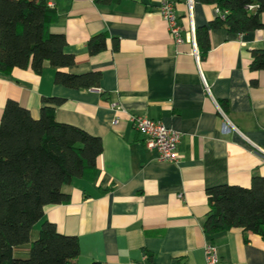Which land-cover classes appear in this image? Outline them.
I'll return each instance as SVG.
<instances>
[{
    "label": "crops",
    "instance_id": "0c3cea01",
    "mask_svg": "<svg viewBox=\"0 0 264 264\" xmlns=\"http://www.w3.org/2000/svg\"><path fill=\"white\" fill-rule=\"evenodd\" d=\"M161 1L48 0L49 30L64 35V51L75 58L63 70L100 72L97 88L55 84L48 63L40 73H0V117L8 99L37 118L42 98L57 97L56 121L102 142L96 170L62 187L69 200L44 206L30 237L44 220L76 236L79 254L71 264H205L206 243L216 247L218 264H264L260 235L231 228L209 236L202 227L207 188L249 187L253 177H264V156L252 147L264 150V70L249 68L251 50L264 49V27L211 30L207 50L195 34L196 58L188 32L217 17L216 7L190 0L189 14L186 0L174 2L183 38L176 44L159 15ZM100 33L107 35L105 49L89 54L88 40ZM113 102L125 112L112 110ZM129 115L179 132V159L159 161Z\"/></svg>",
    "mask_w": 264,
    "mask_h": 264
},
{
    "label": "trees",
    "instance_id": "16d2710c",
    "mask_svg": "<svg viewBox=\"0 0 264 264\" xmlns=\"http://www.w3.org/2000/svg\"><path fill=\"white\" fill-rule=\"evenodd\" d=\"M179 2L182 0H173ZM212 4L220 14L196 29L202 50L209 48V33L220 28L240 34L264 27L260 14L264 0H199ZM253 5L252 9L248 6ZM223 15V16H222ZM54 10L48 0H0V73L30 68L40 73L45 63L55 69L54 83L72 89L97 88L100 72L71 74L64 68L75 63L66 53V40L52 33ZM106 34L87 42L89 54L106 47ZM114 48L117 42L113 44ZM249 68L264 70V49L251 50ZM61 98L44 97L39 116L8 99L0 117V264H71L79 254L78 239L61 234L44 220L31 239L33 226L43 217L46 205L65 203L62 190L74 177L96 170L102 142L76 126L55 119ZM208 212L204 232L211 236L231 228L264 239V177L252 178L249 187L220 184L205 190Z\"/></svg>",
    "mask_w": 264,
    "mask_h": 264
},
{
    "label": "built area",
    "instance_id": "2783aa9c",
    "mask_svg": "<svg viewBox=\"0 0 264 264\" xmlns=\"http://www.w3.org/2000/svg\"><path fill=\"white\" fill-rule=\"evenodd\" d=\"M189 14H191V1L186 0ZM49 3V2H48ZM254 6H248V9H252ZM218 13L220 11L217 9ZM158 12L161 18L166 22L168 32L172 37L174 43L179 44L183 42L181 35V26L178 24L177 14L174 9L173 0H162L158 7ZM223 16V15H222ZM187 38L192 44V53L197 58V49L195 46V30L191 25ZM204 90L209 93V88L203 81ZM110 108L114 111L125 112L124 108L113 102L110 104ZM129 120L136 128L139 135L142 137L145 147L149 151H155L156 157L159 161L176 162L180 155L178 152V144L180 141V133L166 127L161 121L150 119L145 116L129 115ZM114 123L117 119L113 120ZM252 147L255 152L264 156V150L254 144ZM219 257L216 247L211 243H206L205 246V264H218Z\"/></svg>",
    "mask_w": 264,
    "mask_h": 264
},
{
    "label": "rangeland",
    "instance_id": "374dc122",
    "mask_svg": "<svg viewBox=\"0 0 264 264\" xmlns=\"http://www.w3.org/2000/svg\"><path fill=\"white\" fill-rule=\"evenodd\" d=\"M40 227V226H39Z\"/></svg>",
    "mask_w": 264,
    "mask_h": 264
}]
</instances>
